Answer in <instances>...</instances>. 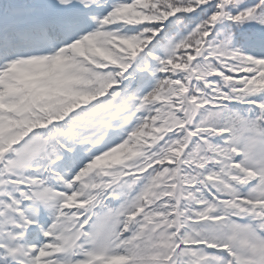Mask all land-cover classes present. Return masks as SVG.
Masks as SVG:
<instances>
[{"label":"snow or ice","instance_id":"6c2138e0","mask_svg":"<svg viewBox=\"0 0 264 264\" xmlns=\"http://www.w3.org/2000/svg\"><path fill=\"white\" fill-rule=\"evenodd\" d=\"M0 264H264V0H0Z\"/></svg>","mask_w":264,"mask_h":264}]
</instances>
